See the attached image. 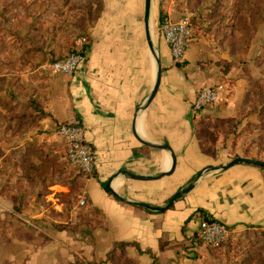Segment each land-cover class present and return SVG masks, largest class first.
I'll return each instance as SVG.
<instances>
[{
	"label": "crops",
	"instance_id": "obj_1",
	"mask_svg": "<svg viewBox=\"0 0 264 264\" xmlns=\"http://www.w3.org/2000/svg\"><path fill=\"white\" fill-rule=\"evenodd\" d=\"M11 2L0 0V42L6 43L0 45V80L12 79L10 108L0 112V201L7 204L9 199L11 205L19 203V198L22 209L28 205L39 215L57 218L47 222L51 238L41 242L38 250L32 248L30 264H212L203 246L195 242L201 217L223 224L231 233L264 229L262 168L239 162L198 176L207 165L228 163L233 158V142L234 149L250 150L239 156L264 162V108L250 110V82L212 33L198 28L184 61L173 62L161 33L159 13L172 20L181 18L177 0H151V21L156 22L152 40L161 75L148 105L145 101L155 81L156 66L144 37V0H101L100 10L86 30L87 43L77 70L72 75L51 74L49 63H35L33 67L43 74L30 80L31 75L16 74L17 69L31 64L34 52L30 44H14L17 13ZM205 5L194 9L197 19L199 11H208ZM1 6L7 10L2 11ZM238 7L232 2L235 13ZM233 13L231 18L226 14L218 20L223 35L237 31L234 24L239 15ZM20 16L27 21L26 16ZM6 20L8 24L3 25ZM2 68L9 73L4 74ZM18 76L28 88L26 98L19 96L15 86ZM215 84L223 86L220 99L193 112L196 92ZM31 99L39 109L29 104ZM72 118L80 120L85 139L93 146L94 172L82 178L74 173L60 178L68 183L77 180L78 196L87 204L84 208L63 201L68 185L50 181L58 176L50 178L45 173L28 178L18 167L19 150L27 142L42 145L52 162L65 166L64 140L54 129ZM201 123L208 124L207 129L216 131L219 138L224 133L222 143L204 144ZM230 128L237 135H227ZM151 145H167L172 150L176 161L173 173L152 181L119 174L120 170L136 175L168 172L170 153ZM30 160L39 163L38 158ZM108 180L125 198L155 206L165 205L186 184H195L169 208L154 211L114 198L105 188ZM79 209L88 214L77 218ZM56 224L62 226L56 229Z\"/></svg>",
	"mask_w": 264,
	"mask_h": 264
},
{
	"label": "rangeland",
	"instance_id": "obj_2",
	"mask_svg": "<svg viewBox=\"0 0 264 264\" xmlns=\"http://www.w3.org/2000/svg\"><path fill=\"white\" fill-rule=\"evenodd\" d=\"M100 1L12 0V9L17 13V18L13 21L14 28H16L14 44L21 47L30 44L34 52L31 64H28L29 66L27 65L26 68L17 69L16 74L31 75L28 77L29 80L39 77L43 73L38 68L33 67L35 63H50L54 59L65 55L72 48L73 42L78 36H86L88 25L92 23V18L100 10ZM177 1L179 2V11L183 12L181 17L189 18L192 24L193 34L200 29L203 33H212L211 37L223 50L227 51L231 58L237 61L241 73L247 76L252 88L249 99L251 100L249 103L250 110L256 111L264 108V0ZM232 2L240 5L237 8V13L233 11L236 8L232 10ZM202 3L207 4L205 8L208 11H199V19H197L194 9ZM1 8L2 11L7 10L4 6H1ZM188 11H192V14H189ZM233 12L239 15L238 22L234 24L237 31L234 32L235 34L231 31L230 34L223 35L221 21L226 14H228V18H231ZM20 14L26 16V22ZM2 24L7 25L8 21H2ZM9 24L13 28L12 24ZM25 24L26 30H24ZM155 27L156 22L153 20L152 29L155 30ZM18 34L23 37L18 38ZM0 45L3 47L6 43L2 40ZM41 46L42 49H40ZM3 53L1 51L2 56H4L3 60H7V55H3ZM2 72L4 74L9 73V69L2 68ZM18 78L15 86L19 90V96L26 98L25 93L28 88L25 81L20 79L22 77L18 76ZM11 80L7 82L5 77L0 80L1 84L4 85L0 84L2 94L0 97V112L10 108L8 92ZM20 80L22 81L20 82ZM3 92L5 93L3 94ZM0 122H2V118H0ZM206 125L208 124L201 123L199 128L204 144L206 142L210 146L209 144L214 141H221L222 143V138L225 137L224 133L219 138L216 131L207 129ZM232 132L237 135L231 128L228 129L227 135ZM234 145L233 142L230 149L233 158L243 153L246 155L250 151L249 149H234ZM221 146L226 147L225 143ZM63 150L65 152V149ZM259 153L261 151H258V156ZM63 157L66 175L73 173L84 175L68 163L64 153ZM17 200L20 202L19 198ZM77 201L76 204H78ZM16 202H12L10 205L9 199L7 204L0 201V264H30L33 261L32 248H34V251L38 250L41 242L50 237L47 222L57 220V218H53L54 214H52V218L50 215L49 217H46L45 214L39 215L40 213H36L34 208L25 205L22 209L21 204ZM79 210H76L77 218H82L83 215L88 214L82 209ZM66 215L71 217L70 212H66ZM59 226L62 225H54L56 229ZM195 242L203 246L212 264H264V229L250 228L241 232H230L229 236L218 247L202 245L203 243L198 238L195 239Z\"/></svg>",
	"mask_w": 264,
	"mask_h": 264
},
{
	"label": "built area",
	"instance_id": "obj_3",
	"mask_svg": "<svg viewBox=\"0 0 264 264\" xmlns=\"http://www.w3.org/2000/svg\"><path fill=\"white\" fill-rule=\"evenodd\" d=\"M160 29L165 42L169 46L173 62H183L193 37V27L189 18L181 17L175 20L163 18ZM85 43H87L86 36H78L74 40V46L71 51L50 62L47 65V70L51 74L72 75L77 70L84 56L83 45ZM222 89V84L200 88L192 102L193 112L217 102L220 99ZM54 133L64 140V155L68 163L86 176L93 175L94 149L85 139L83 125L80 120L72 118L63 121L56 126ZM84 202L85 199L81 197L78 204L83 205ZM229 234V228L212 219L201 217L198 221L197 235L199 240L205 245L216 246L225 241Z\"/></svg>",
	"mask_w": 264,
	"mask_h": 264
},
{
	"label": "water",
	"instance_id": "obj_4",
	"mask_svg": "<svg viewBox=\"0 0 264 264\" xmlns=\"http://www.w3.org/2000/svg\"><path fill=\"white\" fill-rule=\"evenodd\" d=\"M143 28H144V37H145V41H146V45L148 47L149 53L152 56L154 62H155V66H156V74H155V81L153 84V87L145 101V105H148V103H150V101L153 99L159 82H160V75H161V67H160V59L159 56L157 54V50L156 47L154 45V42L152 40V21H151V0H144V4H143ZM153 147L159 148V149H164L167 150L170 153V157H171V166L168 172L166 173H160V174H156V175H136V174H132L128 171L125 170H120L119 174H122L124 177L128 178V179H134V180H140V181H152V180H157L160 179L163 176H168L171 173H173L174 168H175V155L172 152V150L167 146V145H151ZM239 162H244V163H249L252 165H256L259 166L260 168H262L264 170V162L262 160H258L255 158H251V157H242V156H238L235 158H232L228 163L226 164H220V165H207L205 167H203L199 173L198 176L201 173H206L209 171H214V170H219V169H225L227 167H230L236 163ZM195 181L190 182L187 186H185L184 188L178 190L177 192H175L166 202L165 205L163 206H155V205H151L145 202H140V201H136V200H132V199H128L125 198L124 196L118 194L115 190H113L110 187V180H108L105 183V188L108 190V192L116 199H118L121 202L130 204V205H135L147 210H154V211H163L167 208H169L176 200H178L179 198H181L182 196H184L185 194H187L193 187H194Z\"/></svg>",
	"mask_w": 264,
	"mask_h": 264
},
{
	"label": "trees",
	"instance_id": "obj_5",
	"mask_svg": "<svg viewBox=\"0 0 264 264\" xmlns=\"http://www.w3.org/2000/svg\"><path fill=\"white\" fill-rule=\"evenodd\" d=\"M163 18H164V15L160 11V13H159L160 21H162ZM69 51H71V49ZM29 104L34 109H39L40 108L39 104L34 99L29 100ZM22 116L23 115H21L19 118H21ZM18 154H19V156L21 158L20 164H19L18 167H20V173H22L25 177L29 178V175H35L37 177V176H39L41 174L43 175V174L47 173L49 175V177L52 178L51 176H55L56 175V176H58V179H55V180L51 179L50 180L51 182L59 181L61 183L67 184L68 187H69L68 193H65L63 195L64 197H62L63 201L65 203L69 204L68 206H70V204L72 202H76L77 201V199L79 198V196H78V192H79V190H78L79 189V187H78L79 185L78 184L79 183L77 182V180L76 181L75 180L74 181H70L68 183L65 179L60 178L61 174L65 175V172H64L65 166L57 164L55 162V160H54V162H52V160H53L52 157H50V154H48L46 152V149L44 147H42V145H40L38 143H35V142H27V143L24 144V146L22 148H20ZM31 157L38 158L39 159V163H37V164L32 163V161L30 160ZM77 176L79 178H82V175H80V174H77ZM19 203L20 204L22 203V199H21V201ZM77 206L79 208L86 207L87 206L86 201L84 202L83 205L77 204ZM202 218H207V217L203 216ZM195 238H198L197 234L195 235ZM221 244L222 243H219L216 246H210V245H208V246H210V247H218Z\"/></svg>",
	"mask_w": 264,
	"mask_h": 264
},
{
	"label": "bare ground",
	"instance_id": "obj_6",
	"mask_svg": "<svg viewBox=\"0 0 264 264\" xmlns=\"http://www.w3.org/2000/svg\"><path fill=\"white\" fill-rule=\"evenodd\" d=\"M155 5V4H154Z\"/></svg>",
	"mask_w": 264,
	"mask_h": 264
}]
</instances>
